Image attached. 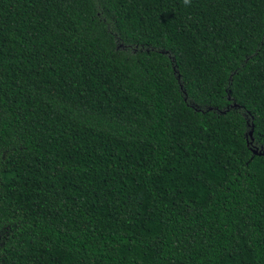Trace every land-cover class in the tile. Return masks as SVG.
Returning <instances> with one entry per match:
<instances>
[{"label":"trees","instance_id":"obj_1","mask_svg":"<svg viewBox=\"0 0 264 264\" xmlns=\"http://www.w3.org/2000/svg\"><path fill=\"white\" fill-rule=\"evenodd\" d=\"M0 264H264V0H0Z\"/></svg>","mask_w":264,"mask_h":264}]
</instances>
